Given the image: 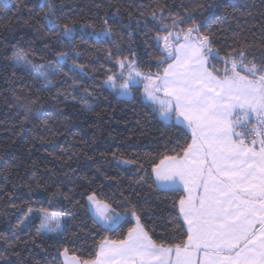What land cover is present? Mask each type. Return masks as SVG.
Wrapping results in <instances>:
<instances>
[{
  "label": "trees",
  "instance_id": "16d2710c",
  "mask_svg": "<svg viewBox=\"0 0 264 264\" xmlns=\"http://www.w3.org/2000/svg\"><path fill=\"white\" fill-rule=\"evenodd\" d=\"M52 2L50 18L75 28L70 39L50 30L47 0H0V264H64L65 248L87 260L105 239L123 238L135 218L103 230L88 205L92 194L122 214L127 198L157 242L186 239L177 222L185 192L157 189L151 169L166 155L182 154L191 134L163 121L140 87L125 99L105 84L126 72L121 60L147 74L160 71L164 43L157 35H166L163 26L173 19V32L200 25L222 57L242 49L261 58L264 0ZM14 53L50 64L52 72L39 78ZM29 209L65 215L62 242L37 234L40 216L22 227Z\"/></svg>",
  "mask_w": 264,
  "mask_h": 264
},
{
  "label": "snow or ice",
  "instance_id": "6c2138e0",
  "mask_svg": "<svg viewBox=\"0 0 264 264\" xmlns=\"http://www.w3.org/2000/svg\"><path fill=\"white\" fill-rule=\"evenodd\" d=\"M50 14H55V4L47 0L44 15L50 30H60L70 39L75 28L58 25ZM152 15L164 24L155 12ZM176 27L173 19L163 26L167 34L157 35L164 43L160 71L144 76L148 81L144 93L165 119L175 118L191 132L182 154L166 155L151 169L157 189L187 192L179 200L177 220L186 225V239L157 242L127 198L122 214L92 194L90 210L103 230L118 228L128 216L135 218V224L123 238L102 241L94 258L69 257L65 248L68 264H264V50L261 58L242 49L222 57L210 38L201 34L200 25L173 32ZM13 59L21 66L30 63L19 53ZM214 61L224 67L217 68ZM133 63L119 61L121 68ZM139 76L133 69L121 88L130 91L129 83H138ZM36 211L41 220L37 234L62 242L67 229L60 218L46 209ZM28 212L25 220L33 215L32 209Z\"/></svg>",
  "mask_w": 264,
  "mask_h": 264
},
{
  "label": "rangeland",
  "instance_id": "374dc122",
  "mask_svg": "<svg viewBox=\"0 0 264 264\" xmlns=\"http://www.w3.org/2000/svg\"><path fill=\"white\" fill-rule=\"evenodd\" d=\"M33 65L35 67H32ZM22 67H24L27 70L32 71L36 76H38V73H42V75H39L38 76L39 78H47L49 76L50 72H52V66L50 64H47V65L46 64L36 65V64H33L32 62H30L26 66H22ZM133 69L138 70L141 73V76L135 77V79L137 81H139L138 83H136V84L129 83V89H130V91H127L126 92L125 89L121 88V84H123L126 81H128V73L130 71H132ZM146 75H148V74L145 73V72H142L141 70H139L137 68V66L133 63L131 67H127V70H126L125 73L121 70L119 72V74H118L117 77H114V79L112 81H109L108 80L105 85L108 86L109 88H111L113 91H117L119 97H122V98H125V99H131L133 97V95H134L133 88L140 87L142 89V95L144 96L145 99H147L148 97L144 93V86L146 84H148V81L144 79V76H146ZM120 76L123 77V80H122L121 83L118 81L119 78H120ZM36 210L37 209H33V215L30 217V220L33 217L40 216V214ZM48 212L50 214H54L56 217H59L61 223L64 224V225H66L67 217L65 215H63V214H57L55 212H50V211H48ZM28 215H29V213H28ZM30 220H25L24 219L23 222H22V227H24V228L27 227L28 222ZM54 223L55 222L53 221L52 222V226H54Z\"/></svg>",
  "mask_w": 264,
  "mask_h": 264
},
{
  "label": "crops",
  "instance_id": "0c3cea01",
  "mask_svg": "<svg viewBox=\"0 0 264 264\" xmlns=\"http://www.w3.org/2000/svg\"><path fill=\"white\" fill-rule=\"evenodd\" d=\"M160 95H162V94H160ZM143 98H144V96H143ZM144 100H145L146 102L150 103V104L156 109V111H157L159 117H160L163 121H165V122H171V121H174V122H176L177 124L183 126V127H184V128H185V129L191 134L190 130L187 129L186 126H185L184 124L179 123L175 118H173V119H165V118L161 115V111H160V109H159V106H158L154 101H152L150 98H147V99L144 98ZM184 192H185V196H186V195H187V192H186V191H184ZM88 205H89V208H90V207H94V206H91V205L89 204V202H88ZM90 211H91V214H92V216L94 217V219H96L94 211H92V210H90ZM185 227H186V225H185ZM256 228H257V229L259 228V224L256 225ZM68 255H69V254H68ZM69 257H71V256L69 255ZM62 259H63V263H64V264H68V262L66 261L64 255L62 256Z\"/></svg>",
  "mask_w": 264,
  "mask_h": 264
}]
</instances>
